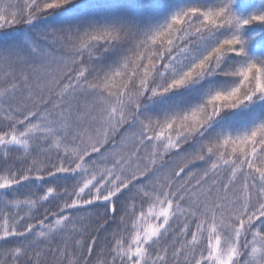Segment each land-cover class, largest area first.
<instances>
[{
	"label": "snow or ice",
	"instance_id": "obj_1",
	"mask_svg": "<svg viewBox=\"0 0 264 264\" xmlns=\"http://www.w3.org/2000/svg\"><path fill=\"white\" fill-rule=\"evenodd\" d=\"M11 7L2 264H264V0H185L140 21L115 2ZM173 153L184 165L161 175ZM50 199L59 211L36 215ZM92 206L113 229L103 247L71 211Z\"/></svg>",
	"mask_w": 264,
	"mask_h": 264
},
{
	"label": "trees",
	"instance_id": "obj_2",
	"mask_svg": "<svg viewBox=\"0 0 264 264\" xmlns=\"http://www.w3.org/2000/svg\"><path fill=\"white\" fill-rule=\"evenodd\" d=\"M99 4H104L107 2H115L119 3L121 5H125V7H122L119 9V11L122 14L127 15L130 19L133 20H143L147 18L148 16L152 15H158L164 11V8L166 5L170 3L174 4H183L185 0H96ZM260 0H236V3L238 5L239 9H245L250 10L255 4L259 3ZM27 3V0H0V8L7 7L11 5V10L21 11L24 7V5ZM258 27V26H257ZM11 33L14 34H23V33H29L30 26L19 24L15 28L8 30ZM251 31V30H249ZM32 35L35 34L34 30L30 33ZM3 34L0 33V36ZM261 44L260 37H256L255 40L252 42L251 47L253 48H259ZM187 147V146H186ZM44 153H41L40 159H44ZM47 155L50 156L52 161H55V152L48 153ZM185 163V159L183 157V154L176 155L173 153L165 160V166L163 168V171L161 175H167L170 174L174 170H178L179 166H183ZM190 168H192L194 171H199L198 168H196L193 165H189ZM187 171V169H186ZM56 184L66 186L69 190L72 188V181H55ZM37 193V196L40 194V189H33ZM20 193L30 195L25 188H20ZM57 201L55 199H50V202H44L43 206L39 208V210L36 212V215H41L43 212H45L48 209H51L53 211H59V209L56 207ZM77 217H84L83 223L87 226L88 232L86 235H99V247H103L106 243L105 237H109V233L113 230L111 227H108V222L104 219V210L102 207L92 206V208L88 211L85 210H71ZM97 212L100 213V215H97ZM118 219V218H117ZM60 238H58L59 241ZM169 244H171V241H169ZM55 246V245H54ZM7 245H5L3 242H0V248H6ZM3 252L0 251V264H2L3 261ZM50 264H55L54 261H52V258H49Z\"/></svg>",
	"mask_w": 264,
	"mask_h": 264
}]
</instances>
